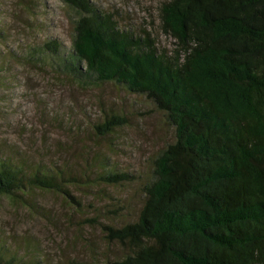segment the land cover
<instances>
[{
    "label": "trees",
    "instance_id": "1",
    "mask_svg": "<svg viewBox=\"0 0 264 264\" xmlns=\"http://www.w3.org/2000/svg\"><path fill=\"white\" fill-rule=\"evenodd\" d=\"M16 1L27 10L24 25L42 32L36 12L44 0ZM60 1L73 25L71 49L52 37L21 52L0 48V104L21 63L93 90L101 115L79 119L70 106L50 116V132L59 136L44 132L43 148L0 146V199L54 226L41 192L63 199L71 217L85 212L82 195L107 200L100 211L90 203L98 213L84 221L100 224L107 244L124 250L111 264H264V0H163L160 27L170 47L146 28L121 25L94 0ZM2 19L0 11L5 32ZM109 84L133 106L139 97L152 103L169 126L145 166L127 169L102 148L111 150L135 124L119 98H103L98 88ZM106 188L134 189L135 207V198L121 200ZM37 242L25 235L13 246L0 232V264H44Z\"/></svg>",
    "mask_w": 264,
    "mask_h": 264
},
{
    "label": "rangeland",
    "instance_id": "2",
    "mask_svg": "<svg viewBox=\"0 0 264 264\" xmlns=\"http://www.w3.org/2000/svg\"><path fill=\"white\" fill-rule=\"evenodd\" d=\"M94 1L100 8L113 11L121 25L133 27L137 31L146 28L153 36L158 37L160 46L173 45L172 38L160 27L159 11L163 0ZM44 2L45 6L43 5L36 12V22L41 25L39 28L42 32L36 33L20 19L22 15L27 17V10L22 9L23 5L16 0H0V11L4 17L1 24L6 28L5 32L0 31L1 49L9 46L21 52L26 45L40 42L47 37L61 41L66 50L71 49L73 25L70 23L67 7L60 0H44ZM13 74L15 75L11 76L9 85L5 87L8 100L0 104V146L4 148L3 150L16 146L30 150L31 142L43 148L41 138L44 137V132L48 131L52 138L59 136L54 131L50 132L51 127L48 122L50 116L60 110L66 111L71 108L70 106L78 112L79 119L83 117L96 121L101 115V105L94 99V91L91 89L84 90L82 87L64 84L54 79V75L32 67H24L21 63H15ZM98 89H102L105 93L102 96L107 99L106 101H111L113 96L119 98L117 104L120 106L125 104L123 108L129 117L128 120L135 123L134 126H129L120 132L119 139L113 142L115 147L112 145V149L109 150L108 144H103L102 148L127 169L135 167L140 162L145 166L148 158L158 152L157 147L168 140L165 132H168L169 126L162 122V114L144 98L139 97L138 103L133 106L129 97L122 99L126 97V93L115 85L109 84ZM141 109L147 110L146 117L141 118L138 112ZM42 113L45 121L40 118ZM139 123L145 127H140ZM155 139L159 142L155 143ZM74 148L76 149V145ZM114 190H116L114 196H118L121 200L129 201V197L135 198L131 202L134 204L132 208L135 207L138 197L133 195L134 189L123 192L119 189L106 188L103 193L113 195ZM82 198L85 202V212L71 217V208L55 193L41 192L37 195L40 204L54 210L58 222L55 226L42 216H39V219H30L25 215V211L22 215L15 209L10 199L2 198L0 199V232L3 233L8 244L13 246L17 245L18 239L30 235L33 241H38L37 244L41 245L39 256L40 258L45 256L44 264L48 261H52L51 264H111V261L124 250L118 245L107 244L104 234L99 230L100 224L87 226V222L84 221L88 215L94 216L98 213V210L89 206L90 203L95 202L96 207H100V211L107 207L104 204L108 201L105 199L95 201L91 193L82 195ZM107 199L116 201L108 196ZM126 215L127 213L123 214V217ZM105 216L104 214L100 216L101 222H105ZM21 244L24 245L23 242Z\"/></svg>",
    "mask_w": 264,
    "mask_h": 264
}]
</instances>
